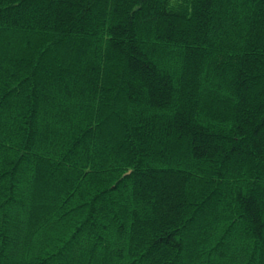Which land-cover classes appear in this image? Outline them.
I'll list each match as a JSON object with an SVG mask.
<instances>
[{"label":"trees","instance_id":"trees-1","mask_svg":"<svg viewBox=\"0 0 264 264\" xmlns=\"http://www.w3.org/2000/svg\"><path fill=\"white\" fill-rule=\"evenodd\" d=\"M0 264H264V0H0Z\"/></svg>","mask_w":264,"mask_h":264}]
</instances>
